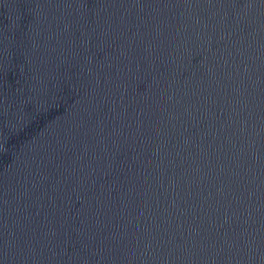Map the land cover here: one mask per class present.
<instances>
[{"label":"water","instance_id":"obj_1","mask_svg":"<svg viewBox=\"0 0 264 264\" xmlns=\"http://www.w3.org/2000/svg\"><path fill=\"white\" fill-rule=\"evenodd\" d=\"M0 264H264V0H0Z\"/></svg>","mask_w":264,"mask_h":264}]
</instances>
